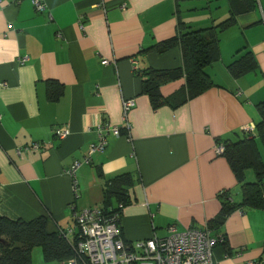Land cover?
I'll return each instance as SVG.
<instances>
[{
    "label": "crops",
    "instance_id": "obj_1",
    "mask_svg": "<svg viewBox=\"0 0 264 264\" xmlns=\"http://www.w3.org/2000/svg\"><path fill=\"white\" fill-rule=\"evenodd\" d=\"M32 1L0 0L1 217H46L50 231L66 230L73 209L103 208L110 181L121 175L130 176L129 202L112 199L111 208L129 242L164 238L171 225L204 228L219 217L223 191L241 204V184L215 146L241 140V129L259 122L264 0H254L255 9L237 15L236 25L220 34V59L205 69L215 86L175 108L156 109L141 94L136 72L179 69L181 52L141 51L173 38L180 23L196 31L223 22L235 0H39L43 12ZM244 48L258 69L234 80L227 66ZM48 81L64 88L57 102L47 100ZM184 85V78L162 85V98ZM129 100L133 107L123 121L122 102ZM101 124L119 128L120 135L108 136L104 151L79 167L74 192L69 170L97 142ZM60 126L69 130L64 140L53 136ZM34 142L43 145L41 152L18 154ZM244 177L255 182L252 170ZM215 232L225 235L226 245L212 250L214 264H264V209L234 210Z\"/></svg>",
    "mask_w": 264,
    "mask_h": 264
},
{
    "label": "trees",
    "instance_id": "obj_2",
    "mask_svg": "<svg viewBox=\"0 0 264 264\" xmlns=\"http://www.w3.org/2000/svg\"><path fill=\"white\" fill-rule=\"evenodd\" d=\"M254 0H235L230 4V16L221 23L204 30H189L182 23L178 24L176 35L162 41L153 47L141 51L155 52L159 55L178 48L182 56V67L169 71H157L151 68L139 69L136 74L141 80V94L149 98L153 109L163 105L173 108L197 98L215 85L205 73V69L216 63L221 56L220 34L236 25L239 14L254 10ZM258 65L251 50L244 48L236 54L235 60L227 66V71L234 80L240 79L257 71ZM184 78L185 85L175 95L163 99L160 87L168 82ZM49 82V81H48ZM47 85V100L57 102L64 93V88L55 83ZM259 122L255 125L254 135L243 137L237 142L218 141L216 145H223V156L238 184H241L242 202L233 204L228 192L223 191L218 198L221 202L219 217L210 220L205 226L211 234L217 235L216 228L223 224L224 218L234 210L244 207L247 209H264V163L260 156L258 143L264 149V101L255 106ZM252 170L255 175L254 183H245V171ZM129 175L113 178L110 191L104 195L103 209L118 211L111 208V200L125 205L129 202L125 195V188L130 183ZM223 235V234H222ZM224 243L218 246L225 247ZM34 248H41L43 260L47 263H63L73 257L75 253L71 245L58 232L50 231L46 217H38L31 221L9 220L0 216V264H33L31 253Z\"/></svg>",
    "mask_w": 264,
    "mask_h": 264
},
{
    "label": "built area",
    "instance_id": "obj_3",
    "mask_svg": "<svg viewBox=\"0 0 264 264\" xmlns=\"http://www.w3.org/2000/svg\"><path fill=\"white\" fill-rule=\"evenodd\" d=\"M32 4L38 12L45 10L39 0H33ZM101 64L108 65L109 62L101 60ZM236 96L241 97L242 93L237 91ZM132 107L133 100L122 102L123 121H126L127 111ZM241 132L251 137L254 127H243ZM68 135L69 130L65 126L55 127L53 130V136L58 140H64ZM119 135L120 129L117 127L103 124L98 126L97 142L90 144L83 160L75 161L69 170V175L73 178L74 192L77 185L75 174L79 167L82 164L89 165L93 154L104 151L108 136ZM42 148L43 145L34 142L17 152L19 155L27 150L41 152ZM223 151L222 144L215 146L216 155L221 156ZM119 218L118 211L109 210L107 213L102 207H90L80 211L73 209L72 226L66 230L58 229V232L71 245L75 257L62 264H214L212 250L224 243L222 234L213 236L206 226L202 229L179 231L175 225L168 227V234L164 238L153 235L147 240L129 242L122 235Z\"/></svg>",
    "mask_w": 264,
    "mask_h": 264
},
{
    "label": "rangeland",
    "instance_id": "obj_4",
    "mask_svg": "<svg viewBox=\"0 0 264 264\" xmlns=\"http://www.w3.org/2000/svg\"><path fill=\"white\" fill-rule=\"evenodd\" d=\"M259 146H260V148H261V150H262V153H263V155H264V150H263V148L261 147V145L259 144ZM255 176V175H254ZM35 251H40V257H41V264H61V263H58V262H49V263H47V262H45L44 260H43V256H42V250H41V248H34L33 250H32V253H31V259H32V263L33 264H40L39 263V260L37 261V254H36V252ZM39 255V254H38Z\"/></svg>",
    "mask_w": 264,
    "mask_h": 264
}]
</instances>
